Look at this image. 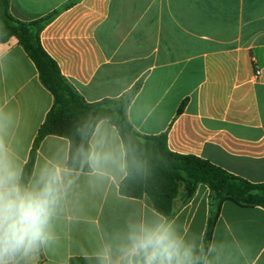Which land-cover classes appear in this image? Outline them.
Instances as JSON below:
<instances>
[{
    "label": "crops",
    "instance_id": "crops-1",
    "mask_svg": "<svg viewBox=\"0 0 264 264\" xmlns=\"http://www.w3.org/2000/svg\"><path fill=\"white\" fill-rule=\"evenodd\" d=\"M10 13L24 23L55 14L43 49L87 103L132 95L127 115L138 133L166 134L171 152L264 183V0H10ZM53 105L24 48L0 44L4 140L22 170ZM90 146L124 171L111 168L93 186L89 172L71 170L77 187L54 222L55 240L30 264L100 258L105 248L115 258L128 222L161 215L148 197L120 193L127 162L116 127L100 121ZM69 150L67 138H44L30 182L46 165L70 170ZM219 204L204 184L189 200L181 188L167 217L195 261ZM205 264H264V208L222 203Z\"/></svg>",
    "mask_w": 264,
    "mask_h": 264
},
{
    "label": "trees",
    "instance_id": "trees-1",
    "mask_svg": "<svg viewBox=\"0 0 264 264\" xmlns=\"http://www.w3.org/2000/svg\"><path fill=\"white\" fill-rule=\"evenodd\" d=\"M54 16L52 14L24 23L11 15L10 0H0V44L17 40L35 63L42 84L54 97V105L39 129L29 159L23 167L24 182H30L42 140L51 135L69 140L67 167L70 170L89 172L87 166L80 162L79 154L90 147V138L98 123L108 120L117 128L126 151L127 175L120 184L123 196H146L154 209L165 217L172 215L181 188L189 200L198 185L204 184L219 199L217 210L212 209L204 244L195 261V264H205L221 204L231 201L242 207L264 208V183L253 184L204 159L175 154L168 148L166 134L141 135L131 125L127 115L132 95L119 100L87 103L43 49L41 33ZM184 106L185 103L180 113ZM70 264H100V258L76 257L70 260Z\"/></svg>",
    "mask_w": 264,
    "mask_h": 264
},
{
    "label": "clouds",
    "instance_id": "clouds-1",
    "mask_svg": "<svg viewBox=\"0 0 264 264\" xmlns=\"http://www.w3.org/2000/svg\"><path fill=\"white\" fill-rule=\"evenodd\" d=\"M5 117L0 114V264H30L31 258L55 240L53 225L78 178L59 165H46L31 182L4 140ZM93 186L102 184L111 168H124L117 158L90 146L80 154ZM100 264H195L192 246L175 231L173 221L160 215L153 221H130L121 236L117 255L110 248Z\"/></svg>",
    "mask_w": 264,
    "mask_h": 264
},
{
    "label": "built area",
    "instance_id": "built-area-1",
    "mask_svg": "<svg viewBox=\"0 0 264 264\" xmlns=\"http://www.w3.org/2000/svg\"><path fill=\"white\" fill-rule=\"evenodd\" d=\"M260 74H261L260 70L256 71V75H260Z\"/></svg>",
    "mask_w": 264,
    "mask_h": 264
}]
</instances>
